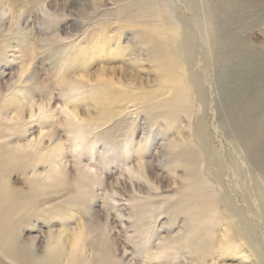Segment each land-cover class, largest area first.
I'll return each mask as SVG.
<instances>
[{
    "label": "rangeland",
    "instance_id": "1",
    "mask_svg": "<svg viewBox=\"0 0 264 264\" xmlns=\"http://www.w3.org/2000/svg\"><path fill=\"white\" fill-rule=\"evenodd\" d=\"M170 1L171 13L161 0H0L2 174L15 192L54 185L35 213L16 223L13 213L0 214V264H34L59 231L58 264H66V239L80 226L85 257L100 242L120 264H262L264 0ZM176 24L172 52L164 34ZM171 52L184 55L171 60ZM197 63L210 76L201 105L190 92L191 107L174 94L195 79ZM72 79L81 84L70 87ZM73 109L76 127L64 122ZM56 145L51 163L44 155ZM57 165L71 182L49 180ZM84 169L90 179L78 186ZM194 181L200 191L188 188ZM212 190L239 209L242 198L261 206V217L245 214L255 235L234 233L225 243L223 217H232L223 206L216 217Z\"/></svg>",
    "mask_w": 264,
    "mask_h": 264
},
{
    "label": "bare ground",
    "instance_id": "2",
    "mask_svg": "<svg viewBox=\"0 0 264 264\" xmlns=\"http://www.w3.org/2000/svg\"><path fill=\"white\" fill-rule=\"evenodd\" d=\"M180 1V0H179ZM161 2H164V4H166V8L164 9V10H168L167 12H170V3L169 2H171L170 0H161ZM190 3V2H189ZM173 6V5H172ZM176 8V7H175ZM173 10V9H172ZM176 10V9H175ZM192 12V11H191ZM171 13V12H170ZM196 17V16H195ZM194 19V18H193ZM185 20V19H184ZM197 20V19H196ZM201 20V19H200ZM195 21V20H194ZM203 24H204V22H203ZM177 25V24H176ZM178 27H167V32H165V36L167 37L166 39H167V44L168 43H170V49H171V51L173 52V51H175L174 49H176L177 48V46H178V43H177V39H178V36H181V32H178V30L177 29H179V24L177 25ZM195 26H197V28H199V26H200V21H199V18H198V23H197V25H195ZM203 26V25H202ZM182 29H184V28H182ZM196 29V28H195ZM200 29H202V28H200ZM186 32V31H185ZM203 31H201V33H202ZM187 33V32H186ZM200 33V32H199ZM204 33V32H203ZM188 34V33H187ZM197 35V34H196ZM188 36H189V34H188ZM185 37V36H184ZM194 38L196 37V36H193ZM199 37V36H198ZM189 38V37H188ZM201 39V38H200ZM190 41H191V39H190ZM196 42V41H195ZM200 43H201V41H200ZM189 44V43H188ZM191 44H192V42H191ZM193 44H194V41H193ZM193 44L191 45V47L193 46ZM198 44V43H197ZM169 45V44H168ZM159 46H160V44H159ZM187 46H190V45H187ZM184 47V46H183ZM186 47V46H185ZM174 48V49H173ZM170 49H169V51H170ZM173 49V50H172ZM193 50H194V48H192ZM177 50V49H176ZM187 50V49H186ZM191 50V49H190ZM202 50H204V49H202ZM178 51V50H177ZM188 51V50H187ZM201 51V50H200ZM172 52H171V54H172ZM193 52V51H192ZM175 53V52H174ZM174 53L171 55V60H173L174 58H172L173 57V55H174ZM177 53V52H176ZM181 53V52H180ZM180 53H177L178 54V56H179V54ZM186 53H188V52H186ZM176 54V55H177ZM181 54H183V53H181ZM176 55H174V56H176ZM184 55V54H183ZM187 55V54H186ZM185 55V56H186ZM190 55V54H189ZM196 57V55H193V57ZM199 56H202V55H198V57ZM184 57V56H183ZM187 57V56H186ZM185 57V59H187ZM189 57V56H188ZM196 59V58H195ZM199 59V58H198ZM204 59V58H203ZM184 60V59H183ZM176 63H177V61H175ZM213 62V61H212ZM173 63H174V61H173ZM184 63H185V61H184ZM200 64V63H199ZM199 64L197 63V67H196V75H195V79L193 80L192 78L193 77H191V78H189L190 79V81L187 79L186 80V83H187V85H186V88H185V90H187L188 91V94H186V91L185 90H180V89H178V90H176V92H175V94L174 95H176L177 97H179V100H181V101H183V102H188V103H190V105L189 106H191L192 105V100H191V98L192 97H190V92L191 93H193V95L195 94V97L194 98H196V100H198V101H201L202 100V96L201 95H203V94H205V77H207L208 76V72H206V69L205 70H201V69H199L200 68V66H199ZM209 64V63H208ZM182 65V67H183V65L184 64H181ZM211 67V66H210ZM189 68H191L190 66H189ZM193 70V69H192ZM188 71V70H187ZM191 72H193V71H191ZM206 72V73H205ZM100 74H103L102 73V71L100 72ZM189 75V74H188ZM103 76V75H102ZM209 76H210V74H209ZM182 78H183V76H182ZM186 78H187V76H186ZM212 80V79H211ZM210 80V81H211ZM208 81V80H207ZM71 82V84H70V87H75L78 83L79 84H81V81H78V80H76V79H72V81H70ZM185 82H184V84H186ZM208 83H210V82H208ZM84 85V84H83ZM101 90V89H100ZM208 90V89H207ZM106 92V91H105ZM202 92H203V94H202ZM209 92V91H208ZM99 93V92H98ZM101 93V92H100ZM198 93L200 94V97H199V95H198ZM100 95V94H99ZM211 95V94H210ZM106 96V95H105ZM104 96V97H105ZM102 97V96H101ZM104 97H102L103 98V101L105 100V98ZM193 99V98H192ZM107 100V99H106ZM194 101V100H193ZM98 102V101H97ZM200 105L202 104V101L201 102H198ZM97 104V103H96ZM102 104H103V102H102ZM191 107H195V106H191ZM187 108V107H186ZM189 108V107H188ZM171 111V110H170ZM78 115H77V112L73 109L72 111H70L69 113H67L66 114V116H65V121L64 122H66V124H69L70 126H79V123H78V117H77ZM77 120V121H76ZM80 121V120H79ZM85 123H86V121H85ZM88 124V123H87ZM256 124V123H255ZM86 125V124H85ZM259 125V124H258ZM66 126H68V125H66ZM255 126H257V125H255ZM259 127H260V125H259ZM259 127H257L258 129H259ZM260 131V130H259ZM262 131V130H261ZM200 132V131H199ZM200 133H202V131L200 132ZM258 133V132H257ZM261 134V133H260ZM263 134V133H262ZM264 135V134H263ZM258 136H260V135H258ZM201 137V136H200ZM254 137V140L256 139V136L254 135L253 136ZM208 138V137H207ZM260 138H262V137H260ZM260 138H258V139H260ZM250 139H253V138H250ZM250 139H248V140H250ZM257 139V140H258ZM207 140V139H206ZM253 140V141H254ZM204 141V140H203ZM209 141V140H208ZM207 141V142H208ZM193 143V144H195V145H192L193 147H191V149H190V152H193L194 153V156H195V158L193 159V161L195 162V163H200V164H202L200 161H201V157H199L198 158V156H201V154H199L198 155V153H201V151H200V147L197 145V143H195L194 141H192V139H191V141H190V143ZM206 142V143H207ZM253 144V143H252ZM5 145V146H4ZM1 146H4V147H6V148H9V149H11V150H13V151H15V152H17V153H19V154H27V156H30V158H34L35 159V161H37V158L36 157H40L41 156V151L39 150V149H37L36 147L35 148H31L28 152H22V151H20L19 149H18V147L17 146H14V145H11V142H4L3 143V145H1ZM191 146V145H190ZM26 150V149H25ZM58 147H57V145L55 146V148H53L52 149V151L53 152H51V153H46L44 156H46L47 158H49L51 161H49V162H51L52 163V161H53V163L55 162V163H57L56 162V154H57V152H58ZM50 151V150H49ZM203 151H205V150H203ZM7 152V150H5L4 151V153L5 154H7L6 153ZM48 152V151H47ZM2 154L1 152H0V214H4V213H6L7 215H9L10 213H13L14 214V216L15 217H13V221H12V223H16V222H18V220L19 219H17L19 216V218H23L24 216H26V215H28L30 212L31 213H35V211H36V209H37V202H39V201H41L42 200V198H43V194L42 193H44L45 192V189L47 190H53V188H52V186H54V185H47V186H45L44 187V189L42 190V192H41V190H39V191H36V192H34V193H31V194H28V193H25V192H23V191H17V192H15L10 186L11 185H9V181H8V177H7V175L4 177V175L2 174V172H3V170H4V168H5V165H6V163H7V158L8 157H6L5 156V154ZM206 153V152H205ZM211 156V155H210ZM46 157H45V159H46ZM209 157V156H208ZM221 157V156H220ZM210 158V157H209ZM208 158V159H209ZM222 158V157H221ZM212 160V159H211ZM11 161V160H10ZM35 161H33V164L31 165L32 166V169H33V167L35 166L34 164H35ZM45 162L47 161V160H44ZM203 161V160H202ZM225 161V160H224ZM204 163H208V160H207V162L205 161ZM209 163H211V162H209ZM60 164V163H59ZM58 164V165H59ZM53 166V167H57V168H55L54 170L55 171H53L54 173L52 174V176L50 175V177H49V180L51 179H55L54 181H57V183H59V182H64V180L65 179H68L69 180V176L70 175H68V173H67V171L63 168V167H60V166ZM206 166V165H205ZM25 167L26 166H23L22 168L23 169H25ZM213 167V166H212ZM137 168V167H136ZM53 169V168H52ZM51 170V169H50ZM209 170V169H208ZM222 170V169H221ZM142 168L141 167H139L138 166V168H137V170H136V172H138V174H140V173H142ZM52 172V171H51ZM69 172V171H68ZM140 172V173H139ZM213 172V171H212ZM220 172V175H221V171H219ZM218 172V173H219ZM229 173V172H228ZM235 173V172H234ZM234 173H232V175L234 176ZM78 174V173H77ZM222 174H224V173H222ZM203 175V174H202ZM213 175H214V173H213ZM90 173H88V171L86 170V169H84V170H82V172L79 174V176L77 177V179L75 180L74 179V183H76L78 186H79V184L80 185H82L83 184V180H89L90 179ZM143 177V176H142ZM215 177H217V175L215 176ZM72 177H70V179H71ZM79 178H81L80 180H79ZM223 178V177H222ZM226 179V178H225ZM208 180H209V178H208ZM70 181V180H69ZM69 181H68V183H69ZM72 181V180H71ZM70 181V182H71ZM210 181V180H209ZM65 182H67V180H65ZM72 182V183H73ZM212 182V181H211ZM210 182V183H211ZM229 182V181H228ZM73 183V184H74ZM222 183V182H221ZM231 183H233V182H231ZM89 184V183H88ZM212 184V183H211ZM36 185V184H35ZM33 186V184H30L29 185V189H33V190H35V189H37V188H35L36 186ZM56 185V184H55ZM68 185H70V184H67L66 185V187L68 186ZM213 185V184H212ZM232 185V184H231ZM76 186V185H75ZM78 186H76V187H78ZM188 186V188L189 189H191V190H198V191H200L201 190V188L196 184V181H194V183L192 182V183H190L189 185H187ZM52 188V189H51ZM212 188V187H211ZM77 189V188H76ZM214 189V188H213ZM218 189H220V188H218ZM221 190V189H220ZM197 191V192H198ZM211 191V190H210ZM213 192H210V193H208V195L210 196L209 198H210V201L215 205V208H213V212H215V215H216V217H217V215L219 216L220 214H219V210H218V207L219 206H223L224 207V211H226V212H229L230 211V213H231V219H229V218H227V217H223V219L226 221V227H227V229H226V232H225V234L223 235V238L226 240L225 241V243L227 242V240L228 241H232V239H234V237H235V235H236V237H237V234H238V232L240 233H253L254 234V229H253V227H254V224H253V222H251V221H249V219H246V216H245V214H246V212L247 213H250L251 215H256V216H260V214H262L261 213V206H260V208H258V205L256 204L255 206H254V208H252L253 207V202H251V201H249L248 199H243L242 198V200L244 201V202H246L245 204H246V206H244V208H242L241 207V209H239L238 207H234V205L231 203V201H228V202H226L225 201V199L221 196V195H219V193L216 191V190H212ZM226 191V190H225ZM22 192V193H21ZM89 193V192H88ZM198 195L195 197V198H198V200H200V199H203V195L201 196V193H197ZM205 194V196H206V193H204ZM235 194V193H234ZM207 197V196H206ZM205 198V197H204ZM232 198V197H231ZM235 199H236V197H235ZM238 201V200H237ZM164 202H166V201H164ZM164 202H163V204H164ZM264 203V202H263ZM166 204V203H165ZM240 205V204H239ZM238 205V206H239ZM236 206V205H235ZM243 206V205H242ZM251 206V207H250ZM262 207H264V205L262 206ZM228 211H227V210ZM264 210V209H263ZM232 211V212H231ZM244 211V214L242 213ZM238 212H240L241 214H239ZM260 212V213H259ZM248 215V214H247ZM6 217V216H5ZM9 217V216H8ZM215 217V216H214ZM261 217V216H260ZM253 218V217H252ZM251 218V219H252ZM256 218V217H255ZM9 219V218H8ZM222 219V220H223ZM260 222H261V220H260ZM262 222L264 223V219L262 218ZM9 223V222H8ZM8 223H5V227H6V224H8ZM216 223V222H215ZM18 225V224H17ZM17 225H16V227H17ZM234 225H237V231H234L233 230V228H234ZM259 224L257 223V226H258ZM256 226V227H257ZM8 228V227H7ZM13 228V227H12ZM258 228V227H257ZM263 228V227H262ZM12 230V229H11ZM17 230V229H16ZM249 232H248V231ZM10 231V230H9ZM8 231V232H9ZM256 231H257V229H256ZM7 232V233H8ZM64 232H66V231H59V233L58 234H60V235H58V237L56 238V241H55V243L54 244H52V246H49L48 245V248H47V250H46V252H45V254L43 255V257H41V260H37L36 259V262L34 263V264H58V258H59V255H60V253H62L61 251L63 250V248H62V245H60L61 243V237L63 236V235H61V233H64ZM83 226H80V227H78L77 228V230H75V231H73L72 233H71V236L70 237H68V239H66V241L68 242V244H69V255H68V260H67V262H66V264H120L118 261H117V257H115L114 255H112V253H111V249H109V248H107V247H109V244H101L100 245V242H99V244H98V246L96 247V248H94V250H93V254L90 256V257H85V256H82V253L81 252H83V248H81L80 246H81V244H80V242L82 241V238H83ZM6 233V234H7ZM13 233V232H12ZM15 233V232H14ZM13 233V234H14ZM234 233H236L235 235H234ZM8 234H10V233H8ZM12 234V235H13ZM234 235V236H233ZM255 235V234H254ZM253 235V236H254ZM11 236V235H10ZM233 236V237H232ZM248 236V235H247ZM262 236V235H261ZM6 237V236H5ZM4 237V238H5ZM255 237H257V236H255ZM255 237H254V239H253V237L250 239L249 238V240H250V242L248 241V239H246L247 241H248V243H250V245H251V242H254V241H256V239H255ZM210 238V237H209ZM248 238V237H247ZM258 238V237H257ZM4 241V240H3ZM233 242H235V240H233ZM32 244V243H31ZM165 244V243H164ZM255 244V243H254ZM259 244V243H258ZM33 245V244H32ZM60 245V246H59ZM95 245V244H94ZM226 245V244H225ZM252 246L253 247H255V245H253L252 244ZM252 247V249L254 250V248ZM257 247H259V245H257L256 246V248ZM261 248V247H260ZM259 249V248H258ZM255 251H256V253H255V255H258V253H257V249H255ZM259 251H261V249H259ZM258 251V252H259ZM91 253H92V251H91ZM260 253V252H259ZM264 254V253H263ZM262 254V255H263ZM261 255V254H260ZM261 255V257H264V256H262ZM259 256V255H258ZM203 257V256H202ZM201 257V258H202ZM261 257H258V258H261ZM204 258V257H203ZM200 259V261H199V263L198 264H205V259ZM257 260H260V259H257ZM263 260H264V258L262 259V264H263ZM211 264H216V262H212Z\"/></svg>",
    "mask_w": 264,
    "mask_h": 264
}]
</instances>
